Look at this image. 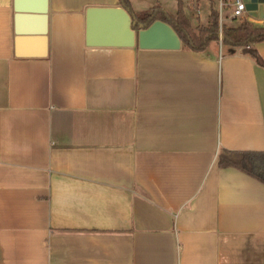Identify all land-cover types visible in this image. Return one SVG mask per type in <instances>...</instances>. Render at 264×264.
Listing matches in <instances>:
<instances>
[{
	"label": "crops",
	"instance_id": "obj_1",
	"mask_svg": "<svg viewBox=\"0 0 264 264\" xmlns=\"http://www.w3.org/2000/svg\"><path fill=\"white\" fill-rule=\"evenodd\" d=\"M200 1L130 3L188 16ZM14 4L0 0V264H264V183L217 161L264 151V40L261 63L215 40L89 46L86 9L118 0H48L44 34Z\"/></svg>",
	"mask_w": 264,
	"mask_h": 264
},
{
	"label": "trees",
	"instance_id": "obj_2",
	"mask_svg": "<svg viewBox=\"0 0 264 264\" xmlns=\"http://www.w3.org/2000/svg\"><path fill=\"white\" fill-rule=\"evenodd\" d=\"M130 15L132 28H146L156 20L169 24L176 32L181 42L194 51H202L211 41H218L217 11L213 0L210 1V11L206 24L192 26L185 14L181 2L174 15L169 14L160 5H155L143 11H134L130 0H118ZM264 40V27L256 26L247 18L234 25H225L222 30L221 44L241 47L245 54L261 63L257 50L251 43ZM220 167H234L264 183V151L226 150L221 149L217 156Z\"/></svg>",
	"mask_w": 264,
	"mask_h": 264
},
{
	"label": "water",
	"instance_id": "obj_3",
	"mask_svg": "<svg viewBox=\"0 0 264 264\" xmlns=\"http://www.w3.org/2000/svg\"><path fill=\"white\" fill-rule=\"evenodd\" d=\"M48 0H15L17 19L25 14L42 15L46 32ZM249 21L256 23L264 18V0H243ZM85 42L89 46H134L153 49H177L181 40L172 27L160 20L148 27L135 30L129 13L121 6H89L85 12Z\"/></svg>",
	"mask_w": 264,
	"mask_h": 264
},
{
	"label": "built area",
	"instance_id": "obj_4",
	"mask_svg": "<svg viewBox=\"0 0 264 264\" xmlns=\"http://www.w3.org/2000/svg\"><path fill=\"white\" fill-rule=\"evenodd\" d=\"M214 7L217 11L218 43L221 44L222 30L227 21H240L247 18L248 12L243 0H214ZM196 11L198 13L199 9Z\"/></svg>",
	"mask_w": 264,
	"mask_h": 264
},
{
	"label": "rangeland",
	"instance_id": "obj_5",
	"mask_svg": "<svg viewBox=\"0 0 264 264\" xmlns=\"http://www.w3.org/2000/svg\"><path fill=\"white\" fill-rule=\"evenodd\" d=\"M196 8L200 10L199 18H196L198 17L196 14ZM186 11L192 23L196 24L198 22L206 23L210 9L208 2L204 0L200 1L198 4H189L186 8ZM233 24H236V21H233Z\"/></svg>",
	"mask_w": 264,
	"mask_h": 264
}]
</instances>
